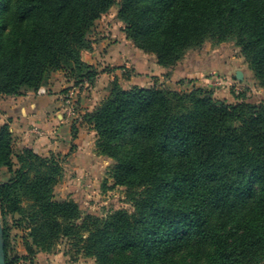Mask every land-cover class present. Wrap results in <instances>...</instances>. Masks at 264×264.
I'll list each match as a JSON object with an SVG mask.
<instances>
[{
	"label": "trees",
	"instance_id": "obj_1",
	"mask_svg": "<svg viewBox=\"0 0 264 264\" xmlns=\"http://www.w3.org/2000/svg\"><path fill=\"white\" fill-rule=\"evenodd\" d=\"M114 3L0 0V95L35 92L56 72L92 85L99 71L81 51L91 50L87 36ZM117 18L134 46L163 68L205 42L233 41L264 89V0H119ZM83 119L95 132L96 153L113 161L111 177L127 189L133 210L81 216L75 202L56 201L58 155L14 152L4 124L0 169L9 177L0 181V216L18 215L16 227L27 230L24 261L67 239L95 264L264 262V101L227 103L201 87L113 81ZM2 231L4 263L16 264Z\"/></svg>",
	"mask_w": 264,
	"mask_h": 264
},
{
	"label": "rangeland",
	"instance_id": "obj_2",
	"mask_svg": "<svg viewBox=\"0 0 264 264\" xmlns=\"http://www.w3.org/2000/svg\"><path fill=\"white\" fill-rule=\"evenodd\" d=\"M118 6L119 0H115V3L111 7V9L95 22L93 30L87 36L88 40L91 43V50L81 51V59L84 63L86 62L82 58V54L92 52L96 44L103 40H107V42L110 44H113L114 42L116 43L118 41H124L128 43L131 48H133L136 57L138 54H144L146 56L154 58L153 55L146 54L143 51L137 49L134 44L126 37V34L123 31L124 24H122L117 18ZM198 58L199 60L201 59L199 61V64H202L205 61L209 62L208 60L214 59V68H221V66L225 68L228 66L231 69V73L230 75H224L218 71H212L203 75L200 79L192 77H182L176 80L171 79L170 70H174V68L177 67V65L183 60H185L184 62H189V59L198 60ZM215 58L219 60H216ZM179 63L173 68H165V73L161 74L159 77H154L151 86H164L176 91H186L192 89L193 87H201L212 91L215 98L227 103H234L241 99H245L249 102L257 104L261 101H264L261 96V94H264V89L255 79L247 62L241 56L239 49L234 45L233 41L219 44L213 42H205L201 48L188 51ZM86 64L91 65L89 63ZM91 66L96 67L99 71V74L103 71L113 72L114 77V73H117L118 75H115L113 81H116L120 85H123L125 87L134 86L130 83L131 77H140V74H137L136 70L126 63H121V66L119 67L118 65H113L111 67H103L102 65H100V67H97L96 65ZM236 71L242 73L243 77L241 80L237 79V76L235 74ZM98 75L96 76L95 81L92 85H89L86 82L75 85L74 81L70 79L69 75L65 72L53 73L49 78L48 85L51 80L55 78V76H59L65 79L66 82L71 84V87L67 89L65 88L60 92V97L63 104L60 109H63L64 115L72 120V136L73 130L77 132V127L79 125L80 127L83 125L86 131H92V134L94 133L93 135L95 137V132L83 119V115L89 111L78 114L79 108L81 109L78 97L80 96V94H84L86 96V94L90 93L91 90L95 89ZM113 81L104 82V84H107L106 86L109 88V90ZM103 86L104 88H106L105 85ZM46 87L40 88L45 89ZM46 94L47 93H45V95H42L40 98H43L44 96H46ZM2 97L4 96L0 95V111L1 106H3L2 104L5 100L2 99ZM105 98L100 100L97 106ZM97 106H95L94 108H96ZM94 137H90V140H94L93 151L91 152L92 154L87 157L86 160L88 163L84 171H81L79 177H77L76 172L72 173V167L69 165L71 159H76V157L71 156V153L76 152V150H74L75 147L73 148V143H70L69 151H71L69 154H41V156L46 157L50 154L58 155V159L60 160L62 176L59 178V181L53 188L54 199L56 201L71 200L75 202L79 206L81 216L85 214H91L103 218L119 210L130 213L132 212L133 207L130 198L127 195V189L123 186L114 184V180L111 177L113 161L110 158H106L96 153V137ZM17 140L18 138L13 136L12 147L14 152H17L19 148H21V145ZM8 177L9 173L7 172V170L5 168L0 169V181L4 182L8 179ZM70 186L73 187L72 193L66 191L71 189ZM72 195L73 197L71 198ZM19 218L20 217L18 215H9L4 220H2L0 216L2 229L4 227L8 231V256L9 258H18L16 264H41V261L38 258L39 256L42 257L43 262L44 258L47 257V264H95L94 259L86 258L82 255L81 252H77V249L73 247V242L67 239L58 240L50 252L37 253L35 256H33L32 262L29 263L24 261L22 257L26 256V251L23 244V238L26 236L27 230H25L24 228L20 229L16 227V220H18ZM21 251H24L25 254L22 255L20 253ZM206 251L207 249L204 248L203 250H200V252H198V255L202 256L206 253ZM190 259H193V257L191 256ZM262 264H264V262Z\"/></svg>",
	"mask_w": 264,
	"mask_h": 264
},
{
	"label": "crops",
	"instance_id": "obj_3",
	"mask_svg": "<svg viewBox=\"0 0 264 264\" xmlns=\"http://www.w3.org/2000/svg\"><path fill=\"white\" fill-rule=\"evenodd\" d=\"M134 52L133 48L124 41L110 44L107 40H103L96 44L92 52L83 53L82 58L86 63L96 65L97 67H100V65L103 67L118 65L119 67L121 63H126L133 67L137 74H140V77H131L130 83L140 87H150L153 78L165 73V68L157 65L153 57L144 54H138L136 57ZM200 60L199 58L198 60L189 59V62H184L185 60H183L174 70H170L171 79L176 80L182 77L200 79L203 75L212 71H218L224 75H230L231 73V69L228 66L224 68L220 65L221 68H214V59L208 60L209 62L205 61L202 64H199ZM238 72L236 71L235 74ZM115 75L118 74L114 73L113 77V72L105 71L98 75L95 89L91 90L86 96L80 94L78 97L81 106L78 114L91 111L97 106L100 100L108 95L109 88L104 82L113 81ZM69 87H71V84L66 82L65 79L55 76L45 88L47 94L43 98L36 97L34 92H29L19 97H2L5 100L0 111V126L7 124L13 136L18 138L17 141L21 145V148H30L39 155L42 153L69 154L71 151H69L70 143H73V148L75 147L74 150L76 152L71 153V156L76 157V159H71L69 165L72 167V173L76 172L77 177H79L81 171H84L88 163L86 160L87 157L92 154L94 140H90V137H94V133L92 134V131H86L83 125L81 127L79 125L77 127L78 131H74V138L71 135L72 120L64 115L63 109H60L63 106L60 92ZM263 95L261 94L262 99H264ZM30 107H34L31 112H17L18 110ZM66 191L72 193L73 187ZM20 253L22 255L25 254L24 251ZM38 258L41 264H47V257L44 258V262L41 256Z\"/></svg>",
	"mask_w": 264,
	"mask_h": 264
},
{
	"label": "water",
	"instance_id": "obj_4",
	"mask_svg": "<svg viewBox=\"0 0 264 264\" xmlns=\"http://www.w3.org/2000/svg\"><path fill=\"white\" fill-rule=\"evenodd\" d=\"M237 79L241 80L242 76L241 73L238 72L236 74ZM0 264H5L4 263V242H3V231H2V227H1V221H0Z\"/></svg>",
	"mask_w": 264,
	"mask_h": 264
},
{
	"label": "built area",
	"instance_id": "obj_5",
	"mask_svg": "<svg viewBox=\"0 0 264 264\" xmlns=\"http://www.w3.org/2000/svg\"><path fill=\"white\" fill-rule=\"evenodd\" d=\"M35 93V96L36 97H41L42 95H45V93H46V90L44 89V88H40V89H38L36 92H34Z\"/></svg>",
	"mask_w": 264,
	"mask_h": 264
}]
</instances>
